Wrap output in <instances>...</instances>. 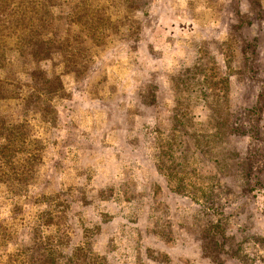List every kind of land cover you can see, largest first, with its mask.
I'll return each instance as SVG.
<instances>
[{"label":"rangeland","instance_id":"1","mask_svg":"<svg viewBox=\"0 0 264 264\" xmlns=\"http://www.w3.org/2000/svg\"><path fill=\"white\" fill-rule=\"evenodd\" d=\"M235 1L133 0L129 11L119 0L102 3L110 20L104 36L89 42L73 69L61 70L65 95L53 101L59 119L50 125L37 121L39 113L27 116L47 145L18 196L8 181L0 183V216L26 227L16 207L32 218L49 206L47 192L60 189L57 183L69 189L73 179L88 196L85 207L71 203L70 242L83 235L77 213L88 226L103 218L92 237L103 264H264V174L247 187L241 168L221 165L217 147L199 156L188 141L205 132L221 94L220 71L236 63L237 38L251 35L237 28ZM240 3L250 9L247 0ZM246 89L234 82L232 107L248 105ZM174 100L187 106L184 118L172 113ZM3 110L13 111L6 104ZM171 158L182 163L178 176L166 167ZM201 205L208 214L200 227L218 230L203 239L187 231ZM219 234L227 236V252L217 245Z\"/></svg>","mask_w":264,"mask_h":264},{"label":"trees","instance_id":"2","mask_svg":"<svg viewBox=\"0 0 264 264\" xmlns=\"http://www.w3.org/2000/svg\"><path fill=\"white\" fill-rule=\"evenodd\" d=\"M107 1L0 0V183L8 181L10 193L18 196L19 189L31 184L48 141L47 135L34 134L27 116L39 113L34 114L39 116L37 121L55 125L59 113L53 101L65 95L61 70L73 69L69 67L76 65L77 56L89 50V42L96 43L104 36L105 26L110 22L103 12ZM247 2L249 10L243 8L240 0L235 1V14L239 18L237 28H249L251 35L241 41L237 38L236 53L231 60L236 63L231 66L226 63L227 71H220L221 94L211 106L210 118L205 120L208 121L205 132L190 134L188 141L193 147L191 154L198 152L199 156L217 147L221 165L228 169L233 165L241 168L238 172L248 187L252 181L259 182L264 174V124L260 125L264 115V0ZM119 3L128 11L133 6V0H119ZM234 82L247 85L245 108L231 105ZM5 104L7 111L13 110L8 113L11 116L3 110ZM172 108V113L186 116L187 106L178 100H174ZM175 116L174 113L173 118L177 120ZM77 160L75 157L74 161ZM171 162V168L166 166L170 170L182 164L176 158H171ZM180 168L176 167L173 174L178 176ZM229 172L235 178V173ZM62 185L57 183L56 188L60 186V189L47 192L52 195L49 206L40 208L38 214L34 212L32 218L29 217L31 210L24 212L18 202L14 204L18 206L17 212L25 213L26 227L14 226L16 222H7L0 216V264H103L92 238L99 233L103 218L88 226L83 222L84 214L77 213L76 225L83 229V235L72 244L67 225L74 213L68 211L77 199L83 206L82 201L88 195L73 179L69 189ZM64 196L63 201L57 200ZM206 208L201 205L193 211L191 226L187 227L188 232L199 233L202 239L207 237L205 233L218 231L213 224L208 228L206 223L203 229L198 224L208 214ZM58 212L60 217L56 216ZM147 228L144 227L146 231ZM137 233L141 235L139 230ZM217 241L221 250L227 252V236L219 234ZM112 248L118 250L115 244Z\"/></svg>","mask_w":264,"mask_h":264}]
</instances>
